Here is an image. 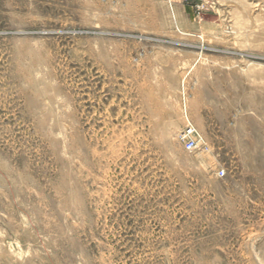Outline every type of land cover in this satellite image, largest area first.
I'll return each instance as SVG.
<instances>
[{"label": "rangeland", "instance_id": "1", "mask_svg": "<svg viewBox=\"0 0 264 264\" xmlns=\"http://www.w3.org/2000/svg\"><path fill=\"white\" fill-rule=\"evenodd\" d=\"M0 264H264V0H0Z\"/></svg>", "mask_w": 264, "mask_h": 264}, {"label": "built area", "instance_id": "2", "mask_svg": "<svg viewBox=\"0 0 264 264\" xmlns=\"http://www.w3.org/2000/svg\"><path fill=\"white\" fill-rule=\"evenodd\" d=\"M177 139L187 151H195L203 147V141L200 133L191 124H188L178 132ZM218 173L222 176L224 174V170L221 169Z\"/></svg>", "mask_w": 264, "mask_h": 264}]
</instances>
